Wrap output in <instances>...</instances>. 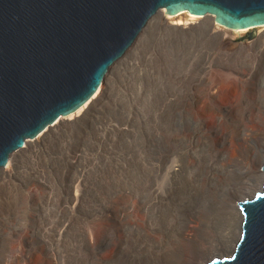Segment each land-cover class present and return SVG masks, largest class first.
Here are the masks:
<instances>
[{
  "label": "bare ground",
  "instance_id": "6f19581e",
  "mask_svg": "<svg viewBox=\"0 0 264 264\" xmlns=\"http://www.w3.org/2000/svg\"><path fill=\"white\" fill-rule=\"evenodd\" d=\"M207 19H210L211 22L208 23ZM149 24L159 25L172 32L184 33L190 36L191 39L200 35L204 36V38L199 41L186 40L187 42L183 45L184 47L180 59H172L162 50H158L154 57H146L149 64L152 63L153 66L155 65L154 67L157 73H162L164 76L163 78L167 80L166 86L168 84V90H166L165 93L163 91L164 94H161L162 96L158 95L159 97L154 96V98H150L147 94H144L145 97L140 102L138 101L141 97L140 95V97L138 96L139 98L134 95L137 97L136 99L134 96L130 97L127 94L132 88V90H136L134 87H137L138 84L132 88L130 87L129 91L127 90L128 88H126L127 93L126 90L125 93L128 95L127 99L134 107L131 108L133 109V118L137 122L139 121L140 126L142 124L138 144H136L135 148L136 154L122 157L116 169L107 167L108 169L104 174L100 172V176L96 175L95 182L93 181L94 184L92 185H88L84 179H82V174L80 175L81 171H78L79 175L72 177L67 187L70 190V192H68V198L70 199L68 202L70 201L73 205L69 207L63 200V203H61L65 204L63 207L58 203L59 207L49 208L46 210L47 212L44 211L42 213L43 219H49L48 216L63 217L64 215L71 219L75 217L72 209H77V207L74 208V204L79 203L84 207L82 213L89 224L92 223L94 225L99 221L109 220L110 216H112L118 221L120 227L124 226V230H128L127 234L130 233L132 239H127L126 241L127 236L126 238L122 237L118 239L112 250L108 251L106 255H101L99 250H102L101 248L107 244L106 238L103 239L99 237L94 229L85 231L86 229L82 224L84 223V217L81 216L80 218L77 215L78 218L76 219L78 220L76 222L79 224H77V231L79 233L73 237L70 247L65 251H54L50 248L43 253V257L51 260V264H125L128 260L133 259L132 253H123L127 252V247L124 246L126 243L133 248L141 247L144 250L154 251V253L156 252L155 254L158 253L157 250H162L163 254L171 252L179 260V264H182L183 252L181 248H183L182 244L184 243L177 241L174 246L172 245L173 247H158V245L161 244V240L157 239L149 231L151 229H148V224L146 227L138 226V228H135V226H130L127 223V209L122 203L126 200L128 201L130 198H135L137 200L136 206L139 210H145V212L149 214L155 207L171 200L173 195H180V191L185 190L187 187L190 193H194L193 196H196L195 198H197V202H199V204L197 203L194 207L196 215L201 217L207 216L203 208L199 206L204 203L220 206L225 215H233L237 219L236 235L229 249L226 252L212 254L206 258L197 257L198 252L205 248L206 242L204 239L199 238L198 234H200V229L196 228L197 235H192L185 239L188 246L191 247L192 257L194 256L192 261H194L195 264H206L214 258L228 257V255L233 252L241 233L242 215L239 210V203L248 198H252L264 183V174H261L262 165L264 164V148L259 149V146L257 147L255 140L252 138L253 132L242 124L244 118L247 115L254 114V112L249 111L247 106L245 107V103L247 102L243 101L245 96L238 97L239 101H242V103L234 114H229L227 113L228 111L225 112L224 106H220L221 104L219 101L222 97L224 99L228 98V95L224 94L227 92L225 91L222 93L224 95L219 93L218 88L220 84L218 83L219 85L217 87L215 82L217 77H215L214 80V72L211 74L212 67L217 65H221L222 68H225L227 71L228 69L233 70L234 76L228 74L223 75V78L229 81L227 83L228 87L241 84L248 94L255 92L257 98H259V95L263 96L261 95V83L264 81V46L261 44L262 46L259 47L257 53H253L251 47H253L252 45L255 42H253L254 39L264 40V26L250 29H230L218 24L212 16L202 17L189 14L188 12H178L171 15L167 14L166 10H161ZM251 38L254 39L251 41ZM139 46L140 44L137 48H139ZM255 49L257 48H253V50ZM143 58V55L138 57L137 52H135L128 57V60L119 63L120 65L118 64L117 67L108 74V79L104 81L94 93L92 100L87 101L75 113L70 114L68 117L58 118L33 141L26 142L24 148L11 155L8 164L5 168L0 170V173L5 177L14 178V174H17V167H19L17 166L19 163L18 159L25 156L26 158L29 157L32 162V168H29L32 169V175L36 174L41 176L45 174L44 171L47 169L44 168L45 163L43 164L44 166L39 165L41 162H37V160L34 159L41 147L55 140H59L60 142L59 154L62 160L67 159L70 164L69 166L74 165L75 169L77 166L76 161H79V158L75 161L76 158L71 157L69 155L70 152H68V145L71 144L70 140L76 137L73 136L77 130L74 129L75 125H77L79 121L84 120L86 122H95L97 120L95 114H99L106 106L111 90L115 84L123 80L126 71L128 69L130 70V65L131 67L136 66ZM152 64H150V66ZM156 64L160 66L157 67ZM154 67L151 66L153 69ZM151 68H149V71L147 70L144 77L149 78L153 77L154 74L156 75V71L153 72L154 70L152 71ZM137 71H139V74ZM137 71L136 73L139 77L144 75L141 73V70ZM215 72H217V70ZM124 82L125 81H121V83ZM128 84L129 83H127V85ZM151 84L153 85V83ZM154 88L157 87L155 86ZM132 92L134 93V91ZM253 93L252 96L254 97L255 95H253ZM248 94L247 97H249ZM124 99L125 98L122 97L121 101ZM260 101L262 100L260 99L259 102ZM124 102H127V100ZM206 112L211 113V117L200 121V115ZM220 120H222V125L226 126V129L230 131L228 137L236 146L233 144L235 147H233L228 157L224 154L219 158L217 154L214 153L215 142L218 138L215 139L211 136L210 133H212V131L210 132L207 129V125L211 122H218ZM181 130H184V132L181 133ZM239 135H242V143L237 141ZM143 137L148 139H146L147 145L144 143L146 140ZM142 138L145 141H142ZM84 139L85 137L82 136L81 142L83 143L81 144H84ZM76 140H78V138ZM170 140H173L175 143L173 146L169 145L168 142ZM261 140L264 142L263 136ZM217 145H219L218 142ZM107 149L106 147V150ZM79 152L83 155L82 150H79ZM76 157H79V155ZM49 158L50 157H48V159ZM51 161L52 160L49 162ZM28 162L30 163V161ZM41 166H43L44 171H41ZM96 167L98 166L96 165ZM31 173L29 176H32ZM83 173L85 174L86 171H83ZM220 175L222 177H220ZM21 176L25 181L28 179V177L24 175ZM18 177L15 178L18 179ZM5 192L3 191V193ZM46 195L48 196V194ZM63 198L64 197H62V199ZM48 200L50 201V199ZM75 211L78 212V209ZM69 229L70 226H67L61 231L67 232ZM48 231L56 233V228H50ZM121 254L124 257L123 259H121ZM26 255L27 257H32L34 251H29ZM24 256L22 252H15L11 254L10 257L13 259L14 264H20ZM5 260L6 252L0 250V264H5Z\"/></svg>",
  "mask_w": 264,
  "mask_h": 264
},
{
  "label": "rangeland",
  "instance_id": "374dc122",
  "mask_svg": "<svg viewBox=\"0 0 264 264\" xmlns=\"http://www.w3.org/2000/svg\"><path fill=\"white\" fill-rule=\"evenodd\" d=\"M207 22L208 23L211 22L210 19H207ZM189 37L190 36L185 35L184 33L172 32L159 25L149 24L148 28L143 32V34L137 41L132 51L122 61L124 62L128 60V57H130V55L135 52H137L138 57L140 55H143L144 57L143 60H140L136 66L134 67L133 66L131 67V65L129 66L130 70L128 69L129 70V71L127 70L128 72L126 71L123 80H121V81H125L126 84L125 82L121 83V81H118L115 84V86L111 90L110 97L108 98L106 106L101 110L99 114L97 115L95 114V116L97 117V120L95 122L92 121L86 122L84 120V121H79L80 123L78 122V124L75 125L74 129L77 130L73 136H76L78 140H76L77 139L76 137H73V140H70L71 144L68 145V152H70L69 155L71 157L76 158L75 161L78 160L79 158V161H76L77 164L75 163L77 165V166L75 165L76 166L75 169H74V165L69 166L70 164L68 163L67 159L62 160V157L59 154L60 142L59 140H55L47 143L48 145L45 144L44 146L46 149L43 146L38 151V154L35 153L37 156L38 155L39 156L38 158L36 156L34 160H37V162L40 161L41 163L40 164L38 163L39 165H43L45 163L44 168L45 169L47 168L45 171L43 170L44 165L41 166L40 168L41 171H44L45 173L41 175L42 178L44 177L43 179L39 175L36 174H33L34 176L32 175L31 173L32 169H29L30 167L32 168V164H31L32 162L29 157L26 158L25 156H23L25 159L23 157H20L21 160L18 159L19 163L17 164V166L19 167H17V171H16L18 175L14 174L15 175L14 178L5 177L0 173V188L2 186H3L2 188L4 187L6 188V192H5V188L0 189V197H1L0 198V206H1L0 207V250H4L6 252V260L4 262L5 264H14V261L10 256L15 252H22L23 255H25L23 259H21L20 264H51V260L43 257V253L47 249L51 248V250L54 251H65L70 247L73 237L77 233H79L77 231V226L79 224L76 222L78 220L76 218H78V216L80 218L81 216H83L82 212L84 211V207L79 203H78L79 205L74 204V208L77 207L79 213L75 211L77 209H72L73 215L75 217L71 219L65 215L63 217L48 216L49 219H43L42 213L44 211L47 212L46 210H48L49 208L59 207V204L62 207L65 204L69 207L73 205L70 201L68 202V200H70L68 198V192H70V190L67 187L71 181V178L79 175L78 171H81L80 175L82 174V179H84V181L88 185L89 184L92 185L95 182L96 175L98 176L100 172L101 174H104L108 168L116 169L118 168V164L122 157L126 155L136 154L135 148H136V144H138V139L142 124L140 126L139 121L137 122L133 118L134 114L132 111L133 109L131 108L134 107L133 104L130 101H128L127 96L129 95L130 97H133L135 95L138 97L140 95L141 97L140 96H139L140 98L138 97L139 98L138 101L140 102L144 99L146 94L150 98H154V96L156 97L162 96L166 92V90H168L167 89L168 84L166 86L167 80L163 78L164 76L162 75V73L160 74L157 73L156 68L154 67L155 65L153 66L152 63L150 64H152L151 66L154 67V69L151 68L150 64L147 62L146 57L148 58H150L151 56L154 57L155 53H157L158 50H162L172 59H180L184 47L183 45H185L184 44L185 42L189 41V39L190 41L192 40L199 41L204 38V36L201 35L193 37V39ZM253 39L254 38H251L250 40L252 41ZM256 41L259 43H257ZM253 42L254 44L252 45L253 47H251V50L253 51V53L255 52L257 53L259 47L262 45L264 46V40L254 39ZM139 44L140 46L139 48H137ZM253 48H257V49L253 50ZM149 68H151L152 71L154 70L153 72L156 71V75L153 73L154 74L153 77H149V78L144 77L147 70L149 71ZM224 69L225 68H222L221 65L213 66L211 69V74H213L212 72H214L215 74L213 79L215 80V77H217L215 80L217 87L220 84L218 88L219 93L221 95L227 94L229 98V99L227 98V95H226L227 99H224L222 97L219 101L221 105L220 104L219 105L222 107L224 106L223 108L225 109V112L228 111L227 113L234 114L239 109L240 104L242 103V101H239L238 97L245 96L246 98L244 97L243 100L245 102L247 101L245 103V107L247 106L248 110L253 111L254 114L252 113V115L251 114L247 115L246 116L247 118L246 117L244 118L242 124L244 127H248L250 131L253 132L252 138L255 140L257 147L259 146L258 147L259 149L264 148V142L261 140L262 136L264 137V89H263L264 81L263 83H261L262 94L260 92V94L263 96L259 95V98L262 101L259 102L260 99L257 98L256 93L252 92L253 95L256 96L255 99V96L253 97L252 93L248 94L247 91L244 90L245 88L243 87V85L241 84L239 85L235 84L234 85L235 87L233 86L234 89L233 87H228L227 83L229 81H226L223 78V75L228 74L234 76L233 74L234 72L233 70L230 69H228V71ZM137 70H141V73L144 74L142 75L143 78L139 77L138 75L139 71ZM216 70L217 72H215ZM136 71L138 74L136 73ZM219 74L220 76L221 75L222 76L220 77ZM216 75H218L219 77ZM107 79L108 77L106 78V80ZM221 80L224 83L225 82L226 83L224 84ZM150 82L153 83V85ZM160 82L163 84H161ZM127 83L129 84L127 85ZM137 84L138 85L141 84V85L138 86ZM136 85L137 87H134ZM155 86L157 88H154ZM130 87L131 88L134 87L136 88V90H132L133 88L130 89ZM126 88H128L127 89L128 91L129 89L130 91L131 90L134 91V93L132 91L131 92L129 91V93H127ZM125 90L128 95L125 93ZM225 91L227 93H224ZM247 94L249 97H247ZM122 97H124L125 99L121 101ZM137 97L135 98L137 99ZM126 100L127 102H124ZM208 117H211V113L206 112L205 114L200 115V121ZM91 123L92 124L94 123L93 124L94 126ZM207 129L210 132L212 131V133L210 134L213 138L215 139L218 138V140L215 142L214 153H216L217 157L219 158L222 157L224 154H226V156L228 157L231 151L233 150V147H235L236 145L232 143L233 141L228 137L230 131L226 129V126L222 125V120L218 122L209 123L207 125ZM183 132L184 130H181V133ZM82 136L85 137L84 144H81L83 143L81 142ZM144 139L146 140L147 138ZM144 139L142 141H145ZM147 140L144 142L145 144ZM241 140H242V135H239L237 137V141L242 143ZM217 142L219 145H217ZM168 143L170 146H173L175 144L173 140H170ZM106 147L108 148L107 150ZM79 150L83 151V155L80 154ZM77 155H79V157H76ZM54 156H56L57 158ZM40 157L43 159H41ZM48 157L50 158L48 159ZM57 159L58 160L61 159V160L58 161ZM50 160L52 161L49 162ZM28 161H30V163ZM96 165L98 167H96ZM83 171H86V173L84 174ZM90 172L93 174H91ZM30 173L33 177L29 176ZM21 175L28 177L27 179L28 182L27 180L25 181ZM15 177H18V179H16ZM220 177L222 176L220 175ZM3 191L6 194L3 193ZM46 194H48V196ZM193 194L194 193L192 192L190 193L187 187L185 190L180 191V195L179 194L173 195L174 199L172 198L171 200H168L167 202L160 204L159 206L155 207L152 210V212L149 214L146 213L145 210L140 211L139 208L136 206L137 200L135 198H130L128 199V201L126 200L125 202L122 203V205L125 206V208L127 209L126 212L127 223L130 226L131 225L135 226V228H138V226L146 227V225L148 224V229H151L149 231L157 239L161 240V244L158 245V247H162V246L168 247L172 245L174 246L175 242L177 241L180 243H184L182 244L183 248H181L183 252L182 260H181L182 264H195L194 261H192L194 256L192 257L191 247L188 246L185 239L188 238L189 236L191 237L192 235H197L196 228L200 229V234H198L199 238L204 239V241L206 242L205 248L203 250H200L201 252L200 251L198 252L197 257L206 258L212 254H216L219 252H226L231 246V243L236 235L237 219L233 215L230 216L225 215V213L222 212L220 206H214L211 204H204V203L200 204L199 206L203 208L207 216L201 217L196 215L194 212V207L197 203L199 204V202H197V198H195L196 196H193ZM62 197L64 198L62 199ZM48 199H50V201ZM63 200L65 204H61L63 203ZM83 217L82 218L84 223L82 224L86 229L85 231L94 229V231L99 235V237L103 239L106 238L107 240V244L103 248H101L102 250H99V253L101 255H106L108 251L112 250L114 244L118 239L122 237L126 238V236H127L126 241L127 239H132L131 234L130 233L127 234L128 230H124L125 229L124 226L120 227L118 221H116V219L113 218L112 216H110L111 220L107 219L105 221H99L97 222V224L95 223L94 225L92 223L89 224L85 216ZM67 226H70L69 231L62 232L63 229ZM50 228H54V229L56 228V233H51L50 231H48L50 230ZM124 246L127 247V252H123V253L124 254L132 253V257H133V259L128 260L127 262H125V264H179L180 263L179 260L176 258V256L173 255L171 252L169 253L167 252L163 254L162 250H160L161 252L157 250L158 253L155 254L156 252L154 253V251L144 250L141 247L133 248L127 243ZM29 251L32 252L34 251V255L32 257H27L26 254H28ZM123 258L124 257L121 254V259Z\"/></svg>",
  "mask_w": 264,
  "mask_h": 264
},
{
  "label": "water",
  "instance_id": "95a60500",
  "mask_svg": "<svg viewBox=\"0 0 264 264\" xmlns=\"http://www.w3.org/2000/svg\"><path fill=\"white\" fill-rule=\"evenodd\" d=\"M161 10L230 29L264 26V0H0V170L92 100ZM239 210L233 252L206 264H264V183Z\"/></svg>",
  "mask_w": 264,
  "mask_h": 264
}]
</instances>
